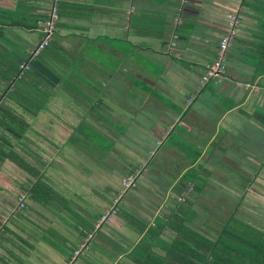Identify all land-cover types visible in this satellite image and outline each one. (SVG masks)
<instances>
[{"label": "crops", "instance_id": "0c3cea01", "mask_svg": "<svg viewBox=\"0 0 264 264\" xmlns=\"http://www.w3.org/2000/svg\"><path fill=\"white\" fill-rule=\"evenodd\" d=\"M18 2L0 0V115L29 125L20 138L7 134L14 160L0 167V220L9 228L0 236V264H135L132 252L149 244L163 253L156 238L145 239L156 222H164L167 241L178 213L195 228L194 205L205 189L229 180L238 200L249 192L264 197V0H59L41 63L8 77L31 59L53 4ZM235 11L240 25L225 75L208 81L185 110ZM173 33L174 53L167 47ZM16 158L38 172L19 168ZM135 170L137 186L96 227L121 178ZM37 178L45 191L31 197ZM89 233V249L74 256Z\"/></svg>", "mask_w": 264, "mask_h": 264}, {"label": "trees", "instance_id": "16d2710c", "mask_svg": "<svg viewBox=\"0 0 264 264\" xmlns=\"http://www.w3.org/2000/svg\"><path fill=\"white\" fill-rule=\"evenodd\" d=\"M57 1L59 2V0ZM17 6L22 8L21 0L18 2ZM57 13H61V9L58 5ZM15 19L18 24L25 23L24 18L20 19V16ZM35 25L36 23L33 22L29 26ZM50 41L37 55L31 57L27 62V69L21 70V63H19V65L17 63L11 67L12 72L8 77H15L18 75L23 77L28 73L30 68L31 70L37 68V62L41 63L39 58L43 50L48 47ZM43 66L45 67L44 64ZM4 110V106L1 105L0 112ZM28 125V122L17 114L4 113L0 115V128L2 131L0 133V142L2 144H0V167L4 159L14 158L11 155L13 151L6 150L7 147L5 149V146L9 145L7 134L14 138H20ZM15 163L19 168L30 171L33 175H35V171L38 172V168L34 166L31 167L28 163H25L22 158H16ZM32 185L33 186L28 190L30 191L28 193H30L31 197H38L42 191H45V185L42 183L41 179L37 178ZM173 217L175 218L172 220L170 219L168 222V226L175 233L170 240H164V238L160 236V232L164 227L163 221L156 222L154 227H150L147 230L145 236V239L147 241L150 240V242L156 238V240H158V244L156 245L163 250V253H154L151 251L149 244V246L146 247L147 250L145 253H138L136 250L132 252V255L136 257L135 261H133L135 264H264V227L262 225L259 226L258 224L248 222L231 213L226 219H222L223 222L218 229H213V232H204L186 225L185 222L190 219L183 218L180 213ZM192 217L193 212H191V219ZM8 231L9 228L6 223L0 220V236L3 237Z\"/></svg>", "mask_w": 264, "mask_h": 264}, {"label": "built area", "instance_id": "2783aa9c", "mask_svg": "<svg viewBox=\"0 0 264 264\" xmlns=\"http://www.w3.org/2000/svg\"><path fill=\"white\" fill-rule=\"evenodd\" d=\"M57 0H53V4L51 5L47 18L41 22L40 25V38L38 44L29 50L31 57L37 55L45 45L52 39L54 30H55V22L58 19L57 13ZM226 32L222 35L218 42L217 51L215 58L207 64L204 72L202 73L198 86L196 90L186 99L184 104V109L186 110L190 104L193 102L195 96L199 93V91L203 88V86L212 79H218L225 75L226 73V55L227 50L233 42L235 36L237 35L238 28L240 25V17L239 14L235 12L227 13L226 15ZM175 24L179 23V18L176 17L174 19ZM177 34L173 33L170 41L167 44L168 49L174 53L177 45ZM177 55V54H175ZM28 68L27 62L20 64V69L24 70ZM248 86V84H247ZM182 123L181 121H178ZM161 140L157 142L160 144ZM139 171L135 170L125 176H123L120 180V192L117 197H115L112 201L110 207L106 210L104 214L100 216L96 223V227L100 226L102 223L108 221L112 215L116 213V206L119 202V199L123 193L128 190L134 189L137 186ZM24 195L20 194L17 197V208L22 209L24 207ZM92 237V234L89 233L82 240V242L78 245V247L74 250L73 255L78 256L84 254L89 249L88 241Z\"/></svg>", "mask_w": 264, "mask_h": 264}, {"label": "rangeland", "instance_id": "374dc122", "mask_svg": "<svg viewBox=\"0 0 264 264\" xmlns=\"http://www.w3.org/2000/svg\"><path fill=\"white\" fill-rule=\"evenodd\" d=\"M94 140L97 143L102 142V138L99 136L97 137L95 136ZM106 149L110 152L112 150L110 148L109 149L106 148ZM115 151L116 154L117 152L121 153L119 149H116ZM117 157L120 159L124 158L119 154H117ZM115 166H118V164ZM113 182L114 181H112V184ZM229 182H230L229 180L221 181L220 186L222 187L216 186V189H212V188L205 189L204 191L206 193L204 195L205 197L202 196V198L199 197L197 198L194 208L196 209L198 215H200L201 217L196 218L193 221L192 226H194L197 229H202L204 232L206 231L213 232L214 231L213 229L219 228L218 225L223 222L222 220L220 223V220L226 219L231 214V210H235L234 212L236 216H239L247 220L248 222L258 224L259 226L262 225L264 227V197L253 196L249 192L248 194L242 195L241 199L238 200L237 197L231 195V193L235 192V190L234 191L231 190L232 192L230 193V188L227 187V184H229ZM210 183L212 185H216V183H219V181L214 180V181H210ZM2 198L3 197L0 196V200ZM234 203H236L237 205L236 208L234 207L235 206ZM1 214H4V216L7 218L9 217L8 214L11 213L2 212ZM185 224L186 225L188 224L187 221L185 222Z\"/></svg>", "mask_w": 264, "mask_h": 264}]
</instances>
